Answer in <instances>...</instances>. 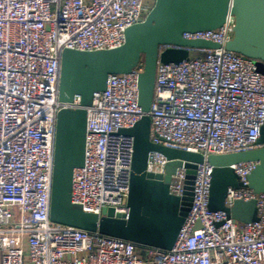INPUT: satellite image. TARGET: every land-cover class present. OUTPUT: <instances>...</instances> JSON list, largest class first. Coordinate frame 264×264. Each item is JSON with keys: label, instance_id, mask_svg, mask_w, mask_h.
Instances as JSON below:
<instances>
[{"label": "built area", "instance_id": "1", "mask_svg": "<svg viewBox=\"0 0 264 264\" xmlns=\"http://www.w3.org/2000/svg\"><path fill=\"white\" fill-rule=\"evenodd\" d=\"M155 0H0V264H264V191L248 187L257 162L232 165L241 182L228 187L224 204L254 200L257 218L239 222L208 209L211 154L264 146V75L254 59L227 50L234 17L211 30L185 31L186 40L217 48L158 45V53L183 49L179 62L157 61L148 115L154 144L199 153L192 200L171 249L138 246L98 232L49 220L60 53L122 45L127 27L143 21ZM203 53L195 56L192 53ZM140 60L129 73L109 74L86 107L84 160L72 176L71 202L84 211L128 214L133 138L117 130L140 117ZM166 157L151 151L146 169L163 173ZM185 161L169 192L181 196Z\"/></svg>", "mask_w": 264, "mask_h": 264}, {"label": "water", "instance_id": "2", "mask_svg": "<svg viewBox=\"0 0 264 264\" xmlns=\"http://www.w3.org/2000/svg\"><path fill=\"white\" fill-rule=\"evenodd\" d=\"M228 14L234 17V27L225 48L256 60V69L264 75V0H155L143 21L125 29L122 45L92 51L61 50L58 100L66 105L78 96L79 106H64L56 114L49 202L51 222L120 238L138 246L171 249L191 204L196 163L201 162L203 156L154 144L148 138V111L156 63H176L188 57L183 49L167 48L158 53V45L217 48L219 45L212 41L186 40L181 34L218 28ZM192 55L202 56L203 53ZM140 60L143 70L138 75L137 87L142 114L131 127L117 130L118 134L133 138L126 197L128 214L113 213L112 209H102L101 214L84 211L80 205L72 203L70 197L73 172L84 160L86 107L91 103L92 94L105 88L109 74L129 73ZM259 142L264 143V123ZM151 151L166 157L163 173L147 171ZM182 161L186 168L184 190L181 196H176L169 192V183ZM207 161L212 166L208 209L224 211L228 218L239 222L256 220L254 200H237L228 207L224 198L228 187L241 186L232 165L243 161L257 162L247 176V185L255 193L264 191V146L211 154Z\"/></svg>", "mask_w": 264, "mask_h": 264}, {"label": "rangeland", "instance_id": "3", "mask_svg": "<svg viewBox=\"0 0 264 264\" xmlns=\"http://www.w3.org/2000/svg\"><path fill=\"white\" fill-rule=\"evenodd\" d=\"M194 53H196V52H194Z\"/></svg>", "mask_w": 264, "mask_h": 264}]
</instances>
